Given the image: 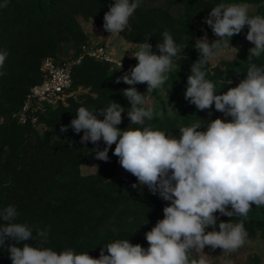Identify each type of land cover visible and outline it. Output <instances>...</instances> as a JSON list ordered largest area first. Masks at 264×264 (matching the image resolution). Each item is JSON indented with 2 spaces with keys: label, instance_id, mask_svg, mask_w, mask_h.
Returning <instances> with one entry per match:
<instances>
[{
  "label": "trees",
  "instance_id": "obj_1",
  "mask_svg": "<svg viewBox=\"0 0 264 264\" xmlns=\"http://www.w3.org/2000/svg\"><path fill=\"white\" fill-rule=\"evenodd\" d=\"M146 1L141 0L130 18L131 31L125 29L120 35L134 43H143L150 36L148 42L153 47L163 42L162 33L168 31L181 47L179 59L174 60L179 67L168 74L164 83L168 96L176 103L181 122L168 115H154L143 126L178 138L179 129L194 122L206 127L209 119L219 117L231 121L232 117L216 111L214 105L211 110L200 111L184 98L187 76L199 59L194 45L205 33L210 34V42L219 39L204 23L216 5L258 4V10L249 15L264 16V0H169L178 6L179 15L163 6H147ZM113 3L114 0H0V51L8 53L0 69L6 73L0 76V210L15 206L16 222L31 227L33 236L37 228L47 229L45 247L57 252L72 248L77 253L88 252L93 258H99L101 248L117 239H129L132 244L147 248L145 233L163 218V208L169 203L139 185L129 172L124 177H116L122 167L113 155L115 144L108 152L107 162L98 160L94 172L83 173L82 164L89 154L95 155L92 150L97 146L91 142L82 144L81 133L76 134L71 127L61 132L62 126L70 125L79 107L98 112L111 101L126 110L118 125L120 129L142 127L130 125L127 116L130 103L122 90L130 86L122 81L115 83L128 70L85 55L73 70V89L80 90L78 96L49 107L40 115V124L49 129L46 134L32 123H19L13 113L21 108L31 87L42 81L41 65L45 57L78 56L81 46L91 41L80 18L103 25L104 14ZM247 32L248 26H245L230 39V44L241 42ZM248 55L240 51L236 59L223 60L217 65L208 63L207 78L215 83L217 94L227 92L245 78ZM128 61L138 62L134 58ZM254 62L264 66V54L254 58ZM228 79L232 80L231 85L220 83ZM135 87L145 98L150 93L156 94L155 90L147 91L146 83ZM104 147L101 141L99 148ZM133 184L137 186L134 188ZM217 217L216 230L221 221L231 219L237 223L243 219L219 213ZM243 222L248 236L255 237L264 230V206L252 205ZM12 243L8 240L0 248V264H12L6 248ZM28 243L36 246L39 241Z\"/></svg>",
  "mask_w": 264,
  "mask_h": 264
},
{
  "label": "clouds",
  "instance_id": "obj_2",
  "mask_svg": "<svg viewBox=\"0 0 264 264\" xmlns=\"http://www.w3.org/2000/svg\"><path fill=\"white\" fill-rule=\"evenodd\" d=\"M140 5L141 0H114L104 14V30L110 34L131 31L130 18ZM249 10L247 3H220L211 9L204 23L219 39L210 42L205 33L196 40L199 59L191 66L184 93L197 110H211L214 105L216 111L232 117L231 121L209 119L206 127L194 122L181 127L178 138L143 126L146 119H153V109L145 106V96L135 85L146 83L148 92L159 89L179 67L174 60L179 59L181 47L164 31L163 42L157 44L159 54L152 52L148 36L131 52L138 63L115 81L130 86L122 90L130 103L127 116L130 125L142 127L120 129L126 110L115 101L98 112L79 107L70 125L61 127V132L69 127L76 134L83 132L81 143L96 145L92 151L101 161L109 160L108 152L115 144L113 155L120 166L135 176L139 185L169 202L163 208V218L145 233L148 247L117 239L101 248L99 258L72 248L57 252L44 246L47 229L37 228L33 236L31 227L16 222L18 212L9 205L0 210V248L6 241H14L6 247L12 264H212V257L204 252L206 246L221 249L223 264H232L225 257L247 242L243 220L252 205L264 206V66L254 62L264 54V16L249 15ZM245 26L246 39L254 45L248 50L246 76L237 86L217 94L206 66L219 56L221 45L229 47L230 39ZM7 56L6 51H0V69ZM5 74L0 71V76ZM220 83L231 85L232 80ZM101 141L105 144L102 150ZM217 213L243 219L221 221L216 230ZM34 240L39 241L36 246L28 243Z\"/></svg>",
  "mask_w": 264,
  "mask_h": 264
},
{
  "label": "rangeland",
  "instance_id": "obj_3",
  "mask_svg": "<svg viewBox=\"0 0 264 264\" xmlns=\"http://www.w3.org/2000/svg\"><path fill=\"white\" fill-rule=\"evenodd\" d=\"M236 3H244V2H236ZM147 6H163L167 8L174 15L180 14V9L175 4L171 3L169 0H147L145 2ZM232 4V3H231ZM250 5L249 13L255 12L258 10V4L247 3ZM82 25L85 31L89 35V39L93 42H105L110 45V49L118 58H122L125 61V64L119 68L130 70L134 67L138 62L128 61V58L131 57V52L138 50V46L141 43H134L126 40L122 35L119 34H110L105 31L103 25H98L92 20H84L80 18ZM208 39L210 38V34L207 33ZM254 47L247 39H243L241 42L230 44L229 47H224L221 45V51L219 56L212 60L211 63L213 65L219 64L223 60H233L238 57L240 51H246L249 53V49ZM152 52L159 54L157 46L152 47ZM61 57H65L61 55ZM175 62V61H174ZM176 63V62H175ZM80 90H77V96ZM154 92L156 94L150 93L148 97H146V106L151 107L153 109L154 115H168L171 118H174L181 122L180 116L178 114V108L176 103L168 96V93L165 89L164 84L156 89ZM39 131L43 134L49 132L44 125L39 126ZM83 132H81V136ZM98 159L94 154H89L85 162L82 164L83 173H91L94 172L97 168ZM127 171L123 168L121 172L116 177H124ZM204 252L212 257V264H223L220 256L222 255V250L217 248L212 250L210 247L206 246ZM225 259L231 260L232 264H264V230L258 232L255 237L247 238V242L244 246L240 247L236 252L230 254L225 257Z\"/></svg>",
  "mask_w": 264,
  "mask_h": 264
},
{
  "label": "built area",
  "instance_id": "obj_4",
  "mask_svg": "<svg viewBox=\"0 0 264 264\" xmlns=\"http://www.w3.org/2000/svg\"><path fill=\"white\" fill-rule=\"evenodd\" d=\"M81 47L78 56L44 58L41 65L42 81L31 87L21 108L13 113L19 123H32L39 127L40 115L49 107L65 103L70 97H77V91L73 89V70L85 55L108 62L114 67L125 64L122 58L115 56L108 43L90 41Z\"/></svg>",
  "mask_w": 264,
  "mask_h": 264
}]
</instances>
